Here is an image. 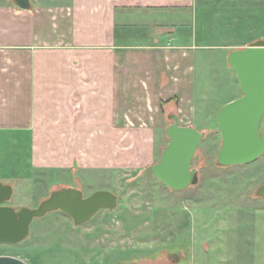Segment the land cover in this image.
<instances>
[{
    "label": "crops",
    "instance_id": "obj_1",
    "mask_svg": "<svg viewBox=\"0 0 264 264\" xmlns=\"http://www.w3.org/2000/svg\"><path fill=\"white\" fill-rule=\"evenodd\" d=\"M202 3L240 18L248 5L253 18L264 11V0ZM197 4L31 0L22 10L0 0V181L15 191L55 177L79 188L72 178L110 190L115 172L150 169L165 146L168 115L185 125L193 114L196 50L227 47L200 40ZM203 213L208 251L192 253L191 264H264V204Z\"/></svg>",
    "mask_w": 264,
    "mask_h": 264
},
{
    "label": "rangeland",
    "instance_id": "obj_2",
    "mask_svg": "<svg viewBox=\"0 0 264 264\" xmlns=\"http://www.w3.org/2000/svg\"><path fill=\"white\" fill-rule=\"evenodd\" d=\"M202 2L198 0L193 17L197 30L203 29L205 33L199 36L200 40L227 47L196 50L194 109L192 116L185 118V125L204 131L191 163L198 171V183L174 191L158 181L148 166L125 174L115 172L107 184L117 195L115 208L100 209L81 225H75L70 218L71 227L62 221V211H49L32 219L29 233L21 242L0 243V254L15 255L29 264H191L192 253L199 257L197 254L208 251V244L204 242L208 233L203 227V210L263 206L264 200L255 191L264 183V153L248 164L218 165L216 154L221 140L214 114L223 104L240 96L236 75L225 63V53L264 37V11L253 18L248 5L240 18V14L225 13V8L220 11L216 8L218 5L204 11ZM227 5L233 11L237 8L236 4ZM165 120L166 124L170 123L169 119ZM259 128L264 130V114ZM162 138L166 145L167 136L164 134ZM66 181L76 182L86 196L98 190L82 185L78 179ZM42 182H36L32 188L13 190L5 204L16 210L33 208L52 190L65 187L55 177H47ZM54 213H57L55 220ZM205 213L208 216V211ZM67 228L72 230L67 233ZM242 230L248 235L247 230ZM258 239L264 240V232ZM241 244L246 246L244 242ZM176 247L178 250H173Z\"/></svg>",
    "mask_w": 264,
    "mask_h": 264
},
{
    "label": "water",
    "instance_id": "obj_3",
    "mask_svg": "<svg viewBox=\"0 0 264 264\" xmlns=\"http://www.w3.org/2000/svg\"><path fill=\"white\" fill-rule=\"evenodd\" d=\"M12 1L22 10L31 6V0ZM226 61L236 75L240 96L223 104L214 114L221 140L216 163L243 165L264 153V130L259 128L264 114V37L230 50ZM168 119L170 123L165 128L168 141L158 161L150 165V171L163 185L179 191L198 183V171L191 163L204 131L182 125L176 113L169 114ZM12 193V186L0 181V243L21 242L29 233L32 219L52 210L66 213L75 225H81L100 209L111 210L117 205V195L110 190L98 189L84 196L80 188L67 186L52 190L36 207L16 210L5 204ZM255 194L264 200V183ZM0 264L29 263L13 255L0 254Z\"/></svg>",
    "mask_w": 264,
    "mask_h": 264
},
{
    "label": "trees",
    "instance_id": "obj_4",
    "mask_svg": "<svg viewBox=\"0 0 264 264\" xmlns=\"http://www.w3.org/2000/svg\"><path fill=\"white\" fill-rule=\"evenodd\" d=\"M171 100V99H170ZM169 101V99H167V100H162L161 102H160V105L161 106H163L166 102H168Z\"/></svg>",
    "mask_w": 264,
    "mask_h": 264
},
{
    "label": "flooded vegetation",
    "instance_id": "obj_5",
    "mask_svg": "<svg viewBox=\"0 0 264 264\" xmlns=\"http://www.w3.org/2000/svg\"><path fill=\"white\" fill-rule=\"evenodd\" d=\"M62 188V187H61ZM58 189V188H57ZM60 189V188H59ZM84 195V194H83ZM84 196H86V195H84ZM66 214V213H65ZM69 216V215H68ZM70 217V216H69ZM71 218V217H70ZM72 220V219H71Z\"/></svg>",
    "mask_w": 264,
    "mask_h": 264
}]
</instances>
